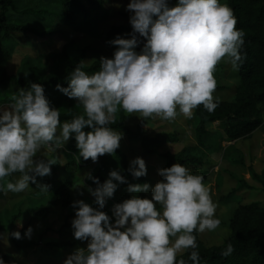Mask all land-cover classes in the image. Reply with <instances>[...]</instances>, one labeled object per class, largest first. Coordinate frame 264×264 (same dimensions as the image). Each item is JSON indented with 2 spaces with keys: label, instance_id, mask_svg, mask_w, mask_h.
Instances as JSON below:
<instances>
[{
  "label": "clouds",
  "instance_id": "obj_1",
  "mask_svg": "<svg viewBox=\"0 0 264 264\" xmlns=\"http://www.w3.org/2000/svg\"><path fill=\"white\" fill-rule=\"evenodd\" d=\"M130 38L118 35L112 58L101 57L98 71L89 74L81 61L68 77V87L57 89L78 101L83 112L61 123V111L45 95L40 83H30L12 96V103L0 107V192L22 193L38 177L51 175L57 157L38 159L46 148L56 151L74 138L79 157L94 163L105 154L116 153L123 134L111 125L122 109L142 120L160 118L173 122L178 115L191 119L199 106L212 113L220 104L214 96L215 71L224 61L239 70L246 53L245 33L237 28L232 8L220 0H130ZM146 43L141 51L136 49ZM90 129V130H86ZM46 157V155H42ZM134 178L148 174L141 157L130 161L127 170ZM20 175L15 180L8 177ZM162 179L154 187L148 183L128 184L130 193L151 192V198L133 195L117 203L110 217L103 209L119 185L128 183L118 170L97 187H88L93 207L76 200L71 207L75 218L71 227L76 240L87 247L76 248L63 264H186L179 253L191 250L189 259L200 264L195 233L214 232L221 225L217 204L204 177L180 163L158 169ZM83 195V193H81ZM114 217V222H113ZM23 227L22 222H18ZM29 226L10 233L15 239H31ZM234 252L231 243L221 253ZM0 264H6L0 257Z\"/></svg>",
  "mask_w": 264,
  "mask_h": 264
},
{
  "label": "rangeland",
  "instance_id": "obj_2",
  "mask_svg": "<svg viewBox=\"0 0 264 264\" xmlns=\"http://www.w3.org/2000/svg\"><path fill=\"white\" fill-rule=\"evenodd\" d=\"M16 1L21 10L27 8L34 11L43 8L56 10L52 3L45 4L43 0ZM96 1L102 4L103 10L99 20L91 26H82V21L78 20L79 26L76 29L48 15L39 26L41 30L56 33L48 45L35 36L29 38L17 36L12 42L0 36V72L6 70L9 75L18 74L23 64L29 67L39 63L48 66L52 61L46 56L49 53H61L63 50L72 55H84L83 61L87 63L85 67L100 62L102 56L112 58L115 46L109 42L116 37H109V33L115 27L130 26V13L125 10L130 0ZM220 2L224 3L221 0ZM13 14L14 12L11 11L10 15ZM125 38L130 37L125 36ZM214 75L217 80L214 96H218L220 101H233L239 85L237 70H233L229 63L221 61ZM8 105L10 103H1L0 107ZM126 114L129 116L127 124L133 131L140 128L147 135L171 133L177 137L176 143L166 144L161 148L160 156H149L143 152L139 142L123 135L120 147L127 155L129 163L138 156L146 162L148 174L144 183L154 187L162 179L158 169L169 167L162 157L167 153L177 154L184 149H190L193 154L204 158L206 165L203 169H190L205 177L204 183L209 187L212 198L217 204L216 215L221 220V225L214 232L197 234L202 245L219 246L230 237L231 221L240 206L254 203L264 205L263 185L256 179V176L264 173V126L249 139L230 141L223 131L222 124H212L208 128L210 136L206 139L205 145L199 146L193 117L187 119L183 115H178L175 121L168 122L158 117L142 120L136 116L137 114ZM69 142L70 140L56 151H48L44 148L37 154L38 159L58 158L57 164L52 166L51 175L37 178L39 185L47 181L51 191L62 184L57 196L51 197L49 192L40 193L41 188L32 183L30 188L22 193L0 192V216L6 213L22 215L18 222H22L23 227H19L17 222L14 232L20 231L23 236L29 226L33 228L31 239L15 240L8 234L0 233V257L6 264H63L67 256L76 248L87 247V242L78 241L73 236L71 223L75 218V210L71 205L80 199L93 207L98 205L93 203L94 197L87 191L89 186L85 184V177L88 171H77L69 164L73 156L68 149ZM19 175V173L13 174L7 179L15 180ZM133 195L151 198L150 191L130 193L127 189H117L114 196L107 200L103 211L111 217L113 206ZM60 245L62 247H58Z\"/></svg>",
  "mask_w": 264,
  "mask_h": 264
},
{
  "label": "trees",
  "instance_id": "obj_3",
  "mask_svg": "<svg viewBox=\"0 0 264 264\" xmlns=\"http://www.w3.org/2000/svg\"><path fill=\"white\" fill-rule=\"evenodd\" d=\"M221 1L232 8L238 21L237 28L242 29L245 33L243 51L246 53V58L237 71L239 85L236 88L233 101H220L219 106L212 113L207 112L203 106L194 110L193 121L199 146L205 145L206 139L210 136L208 128L212 124H222L223 131L230 141L249 139L264 126V0ZM42 2L52 3L56 10L50 11L49 8L39 11L30 8L21 10L16 0H0V36L9 42L21 35L25 38L35 36L48 45L56 33L39 28L48 15L57 18L64 25L74 26L77 29L78 20L82 21V26H91L92 23L99 20L103 10L102 4L96 0H43ZM176 3L177 0H169L170 7L175 6ZM11 11L14 12L13 15H10ZM131 31V25L115 27L109 33V37L122 36L131 33ZM144 43H146V39L141 37L137 52L142 50ZM46 57L52 61L48 66L39 63L34 67H29L27 64H23L18 74L9 75L6 70L0 72V104H11L12 96L19 89L28 88L30 83H40L51 104L60 109V119L63 123L65 120H71L74 116L81 114L83 109L78 106L77 100L67 97L56 86L59 83L62 87H68V77L85 56L72 55L63 50L61 53H49ZM99 67L100 64L97 62L90 67H85L84 70L91 74L98 71ZM128 120L129 116L121 109L116 115L115 122L109 126L131 140L139 142L146 155L160 156V150L164 145L177 142L176 135L171 133L147 135L140 128L133 131L127 124ZM76 143L75 139L71 138L68 144V149L73 154L69 164L77 171H88L85 177L87 186L97 187L94 180L88 178V174L103 183L109 178L108 174L111 170L120 171L128 181L126 184L119 185L118 189H127L128 184H143L147 180L146 176L134 178L127 171L130 163L121 147L116 150L114 155L105 154L94 163L91 159L84 160L79 157ZM162 157L169 167L180 163L196 170L203 169L206 165L204 158L193 154L190 149H184L177 154L167 153ZM193 173L197 174L195 171ZM256 179L262 183L264 189V173L261 176H256ZM43 185H48V182L44 181ZM48 186L47 193L49 192L51 197H55L63 185H58L57 189L53 191H51V186ZM21 218V213H6L0 216V233L12 237L10 233L14 232L16 224ZM230 229V237L221 245L213 247L202 245L197 238L198 233H195L197 250L200 253V264H264V205L254 203L240 206L231 221ZM228 243L233 245L234 252L230 256L224 257L221 253L226 249ZM190 251L185 250L183 254L177 256V260L183 258L186 264H194L189 259Z\"/></svg>",
  "mask_w": 264,
  "mask_h": 264
}]
</instances>
